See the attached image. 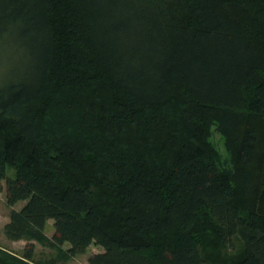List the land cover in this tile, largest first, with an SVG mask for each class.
<instances>
[{
    "label": "trees",
    "instance_id": "16d2710c",
    "mask_svg": "<svg viewBox=\"0 0 264 264\" xmlns=\"http://www.w3.org/2000/svg\"><path fill=\"white\" fill-rule=\"evenodd\" d=\"M5 37L29 53L0 80L8 238L96 243L87 264H264V0H0Z\"/></svg>",
    "mask_w": 264,
    "mask_h": 264
},
{
    "label": "rangeland",
    "instance_id": "374dc122",
    "mask_svg": "<svg viewBox=\"0 0 264 264\" xmlns=\"http://www.w3.org/2000/svg\"><path fill=\"white\" fill-rule=\"evenodd\" d=\"M27 50L24 45L19 44L12 38L5 37L0 40V80L6 77L10 70L16 69L19 65H23L29 59ZM29 54V53H28ZM211 140L214 145L225 156L226 152L223 147V141L221 136L213 131ZM5 186L3 182V187ZM24 204L23 201H18L13 206H10L6 200L5 189L0 191V247L13 253L17 256H21L29 243L33 244V261L35 263L46 262L49 264H87L88 257L102 250V247L96 243H91L83 253L73 255L68 258H63L58 255V251L55 248L45 246L36 241H28L27 239H10L4 233V225L9 219V213L12 208L19 209ZM45 231L48 236L53 233V220L49 219L46 223ZM68 243L63 244V248L67 249ZM226 254L231 251L226 249Z\"/></svg>",
    "mask_w": 264,
    "mask_h": 264
}]
</instances>
